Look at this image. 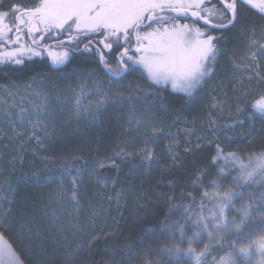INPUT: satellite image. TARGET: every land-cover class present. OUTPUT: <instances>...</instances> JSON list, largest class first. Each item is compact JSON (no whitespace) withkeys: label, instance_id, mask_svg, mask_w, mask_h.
<instances>
[{"label":"trees","instance_id":"trees-1","mask_svg":"<svg viewBox=\"0 0 264 264\" xmlns=\"http://www.w3.org/2000/svg\"><path fill=\"white\" fill-rule=\"evenodd\" d=\"M36 4L37 0H3L0 3V11L7 12L13 5L24 9L33 8ZM218 4L220 3L217 0L209 3ZM238 4L237 19L226 29H206L205 24L189 15L187 17L179 15L176 20L168 21L169 26L187 24L202 31L207 30L209 35L220 37L215 41L220 51L218 59L214 62V75L193 96L174 91L170 84H153L148 79L146 70L139 65L135 66L137 71H129L124 76L137 81V85L157 92L151 104L158 116H161L160 119L166 123L177 121L194 128H205L212 126L216 119L225 116L226 95L229 92L222 97L216 87L222 89L224 84H228L230 58L233 59L240 54L245 36L256 32L264 25V14L258 9L240 1ZM219 6L217 8L224 9L221 4ZM225 16L230 19L229 11ZM12 19L11 16L6 18L5 24H11ZM227 22L228 20L224 19L218 23ZM146 30L149 29H142ZM68 35L67 32L60 33V41H65L61 49L71 48L78 51L72 52L63 64H54L50 56L43 51L36 50L39 55L23 51L13 59L0 62V84L15 80L28 81L39 75L59 78L58 82L63 84V80L67 76L70 77L72 70L76 68L92 69L97 72L96 74L108 77L98 61V52L94 48L89 51L85 47L80 49L81 43L86 39L68 42ZM17 44L20 43L13 47ZM22 44L26 48H32L27 41H22ZM120 44V47L114 45V50L102 49L103 55L113 67L123 49V40ZM129 55L136 53L131 52ZM15 60L21 62L15 63ZM214 103H217L216 107H213ZM221 107L225 112L221 113ZM120 111L121 108L110 104L93 115L97 119L94 127H89L84 132L83 126L78 131H74V126H70L68 130L60 131L57 138L47 140L43 147L31 145L27 151L22 150L18 153L15 146L11 148L9 144L3 143L0 148V195L4 196V200L0 208V230L6 232L9 243L13 245L24 264H146L148 261L152 264H176L174 258L160 252V249L171 247L180 239L179 232L175 233L174 238H170V230L165 227V221L173 227L185 225V233L191 235L194 230L191 222L201 210V201L205 214H208L216 204L215 200L205 198L203 193L208 192L211 195L217 190L224 191L240 186V182H233L230 179L239 171L238 164L236 168L224 167L231 164V161H226L223 157L213 159L217 155V145L224 155L235 153L245 164L250 157L264 153V117L258 113L253 117L245 114L242 124L237 125L241 129H238V133L232 135L230 140L223 141V138H220L222 140H206L188 148L179 146L175 154L178 159L158 155L160 160L158 165L146 162L141 164L136 162L137 159L134 163L127 159L115 160L114 166L106 164L104 168H99L101 161L119 152L115 150L116 147L123 146L130 151L126 147L127 142L122 138L126 130L125 117H122L124 114ZM134 138L138 140V147L147 145L141 144L138 137ZM12 149L15 152H12ZM61 160H75L78 164L75 170L79 169L81 178L87 179L93 174L95 179L107 182L108 187L99 194H104L105 197L113 193L121 197L120 203L104 202L107 209L105 219L96 218L93 221L94 226L90 227L92 232L87 236L83 235L85 230H79L78 227L66 229L65 233L61 234L43 220V209L46 206L44 194H50L55 186L62 183L70 185L71 173L75 171L73 169L67 172L68 168L61 165ZM214 180L225 182L217 189L211 183ZM90 183L91 194H96L94 183ZM262 195L264 181L258 178L257 183L249 185L244 194L235 200L233 208L225 210L227 219L239 220L237 209L241 204L253 202L256 206ZM252 197H255V201L251 200ZM185 206H191L192 211L185 214ZM82 211H85V208ZM186 216H190V219L186 220ZM86 221L87 215L80 219L79 225L85 228ZM148 227H154L155 231L143 236L141 241L142 232ZM162 227L165 228L164 231H161ZM213 235L217 239L211 244L210 254L205 258L204 264H213L214 258L219 260L221 256L226 255L231 251L229 242L236 239L235 234L231 232ZM261 235H264V232L257 231L252 234L251 239L255 240ZM75 239L77 240L73 243ZM209 243V238L205 234L199 243H193L191 246L199 252ZM179 246L187 249L189 245L185 242ZM240 246H247V241L237 244V247ZM258 260L259 256L254 254L251 264H256ZM185 264H193L191 258H188ZM237 264H249V261L241 256L237 258Z\"/></svg>","mask_w":264,"mask_h":264},{"label":"snow or ice","instance_id":"snow-or-ice-1","mask_svg":"<svg viewBox=\"0 0 264 264\" xmlns=\"http://www.w3.org/2000/svg\"><path fill=\"white\" fill-rule=\"evenodd\" d=\"M210 2L211 0H38L33 8L21 9L19 6L13 5L7 12L0 11V38L5 37L13 30L20 32V25H24L29 34L50 32L53 29L57 33L67 32L69 34L68 42L79 41L81 38L87 39L90 35L101 36L103 39L98 40L97 43L110 50H114V45L120 47V41L123 40V50L118 54L114 67L103 53L99 55L100 63L108 76L113 80H119L129 71H137L135 66L139 65L146 70L148 79L153 84H170L174 91L191 97L214 75V62L218 59L220 51L215 41L220 37L209 35L207 30L202 31L200 28L187 24L169 26L168 21L175 17L166 16L164 13L174 12L187 17L190 12L192 17L204 22L206 29H223L234 23L238 11L236 0H231V2L225 0V7L221 11L215 7L211 9L203 7L205 3ZM242 2L253 6L261 14H264V0H242ZM228 11L232 13L230 19L225 16ZM9 16L13 18L12 23L5 24V20ZM224 19L228 20L227 25L213 24L214 20ZM144 28L149 30L142 31ZM16 39L19 41L20 37L17 36ZM64 44L65 41H58L55 47L63 48ZM257 44V41L251 40L249 47L255 50H251L247 58L241 57L240 62L235 66L238 72H248L251 69L254 75L248 74L247 79L255 78L257 83H260L264 82V75H261L262 70L257 63V53L259 52L260 56L264 58V44L259 46ZM87 47L85 45V49ZM76 50L78 49L69 48L60 52L49 51V55L54 64L60 65L67 61L72 52ZM133 50L136 55H129ZM23 51H29L33 55L40 54L34 48L18 49L0 53V62L13 59ZM96 51L99 52V49ZM249 60H251V64H249ZM14 62L20 63L21 61L15 60ZM252 64H255V68H252ZM240 81L242 85L243 77H240ZM233 88H236L235 84ZM217 103H214L213 107H216ZM76 105L79 110V98L76 99ZM250 107L253 112L264 117V91L254 97ZM237 111L240 112L242 109L237 107ZM129 120L130 122L135 120L137 125L141 124V120L134 113H130ZM29 123L32 124L29 138L35 137L43 147L41 138L36 134L43 122L37 120ZM13 130L15 131V128ZM174 134L170 130H166L163 125L159 128H151V138L154 142L166 135ZM16 135L22 136L24 133L16 132ZM176 147L177 143L168 146V152L173 159H178V156L172 155ZM139 154L148 160L149 164L155 162L153 152L147 147L140 150ZM117 155L121 154L117 153ZM221 157L226 161H231V164H226L224 167L236 168L238 164L239 171L230 179L233 182H240V186L224 191L217 190L211 195L208 192L203 193L205 198L215 200L216 204L208 214H205L203 201H201V210L196 219L191 222L194 229L191 235L185 233V225L173 227L165 221V227L170 230V238H174L175 233L179 232L180 239L178 243L174 242L173 246L160 249V252L174 258L176 264H185L188 258H191L193 264H204L205 258L210 254L211 244L215 243L217 239L213 233L219 235L228 232L234 233L236 236V239L229 242L231 251L221 256L219 260L214 258L213 264H237V258L241 256L246 257L251 264L254 254L259 256L256 264H264V235L255 240L251 239L253 233L264 232V195L261 196L256 206L253 202L242 203L237 209L239 220L236 218L229 220L225 214V210L234 207L235 200L244 194L249 185L257 183L258 178L260 181H264V153L250 157L245 164L235 153L224 155L222 149L217 145V155L213 159L218 160ZM109 159L111 160V158ZM112 163L114 166V161ZM98 166L104 168L106 164L101 161ZM221 172L223 174V168ZM224 182V180H214L211 183L219 189ZM72 186L73 190L67 199L79 206V192L75 177H73ZM251 200L255 201V197H252ZM191 211V206H185V214ZM187 219H190V216H186ZM4 223L7 222L4 221ZM164 230L165 228L162 227L161 231ZM153 231H155L154 227H148L142 232L140 240L142 241L143 236ZM205 234H207L210 243L206 244L203 250L197 252L191 245L199 243ZM245 240L247 246L237 247V244H243ZM185 242L189 245L187 249L179 246ZM0 264H23V260L13 245L9 243L6 232L3 230H0ZM146 264H152V262L148 261Z\"/></svg>","mask_w":264,"mask_h":264},{"label":"rangeland","instance_id":"rangeland-1","mask_svg":"<svg viewBox=\"0 0 264 264\" xmlns=\"http://www.w3.org/2000/svg\"><path fill=\"white\" fill-rule=\"evenodd\" d=\"M227 2H230V0H227ZM213 7L205 6L204 8L211 9ZM218 9L221 11V8ZM220 21L214 20L213 23L217 24ZM251 40L257 41V46L264 44V25L256 32L245 36L240 54L233 59L230 58L228 84H224L222 89L216 87L218 94L222 97L226 92H229L226 95L227 107L225 108H227V111L225 116L216 119L211 127L194 128L177 121L166 123L165 120L160 119L161 116H158L154 111V106L151 104L154 96H157V92L137 85V81H133L129 77H123L119 79V82H115L117 80L113 81L110 76L104 77L96 74L95 70L76 68V70H72L70 77L67 76L63 80V84L58 82L59 78L56 79L50 75L35 76L28 81L15 80L0 84V148L3 143L5 145L9 144L11 148L15 146L16 152L18 151L19 153L22 150L27 151L31 148V145L41 146L35 137L29 138L32 129L30 121L36 122L39 120L43 122L36 133L43 144L47 140L57 138L60 131L68 130L67 128L70 126H74V131H78L83 126V131L86 132L87 128H92L97 123V119L93 115L110 104L122 109L120 113L124 114L122 117H125L124 127L126 130V134H123L122 138L127 142L126 147L130 151L123 146L116 147L115 150H118L121 155L118 156L116 153L109 157L111 160L109 158L104 160L103 162L107 165L113 164L112 162L115 160L127 159H131L132 162L137 159L136 162L149 164V161L139 154L140 150L145 149V147L153 152L155 157L153 164L158 165L160 163L158 155L163 154L168 158H172L168 152V146L173 143H177V147L172 154L175 155L179 146L188 148L193 144H201L206 140L215 141L220 138H223V141L230 140L232 135L237 134V130L241 129L237 125L242 124L243 115L248 114L253 117L254 114H257L250 107L251 101L261 91H264V82L257 83L255 78L252 80L247 79L248 74L254 75L251 69L248 72H238L235 66L236 63L240 62L241 57L247 58L249 52L255 50L249 47ZM16 43L20 44H17L10 51L6 50L5 53L18 49H28L20 40L17 41L16 39L14 45ZM50 51L60 52L63 49L52 48ZM251 63V60H249V64ZM257 63L262 70L261 75H264V58L260 56L259 52L257 53ZM252 68H255V64H252ZM240 77H243L242 85ZM234 84L236 85L235 89L233 88ZM225 89L226 91H224ZM77 98L80 100L79 110H77L76 105ZM237 107H240L242 111L238 112ZM220 109L221 113L225 112L223 107ZM130 113H134L141 120L140 125H137L135 120L130 122ZM122 125L123 122H121ZM161 125L175 134L166 135L154 142L150 138L151 128H159ZM14 128L15 131L13 130ZM16 132H23L24 135L17 136ZM134 136L141 140V144L145 143L143 145H147L138 147V140ZM2 140L7 142H2ZM15 150L12 149V152H15ZM60 163L68 168L67 172L77 169L76 166H78L75 160H61ZM73 177L76 178L78 186L79 206L69 202L67 199L73 190ZM101 181L95 179L93 174L87 179L81 178L77 170H75L74 173H71L70 185L66 186L62 183L60 186H55L50 194H44L46 206L43 209V220L61 234H64L66 229L78 227L79 230H85L83 235H89L92 232L90 227L94 226L93 221L96 218L101 220V218L106 216L107 209L104 207V202L111 204L115 202L116 204L120 203L121 200L119 194L111 193L108 194L109 196L105 195V197L104 194H99V192L108 187L107 182L102 181L103 183H100ZM90 182L94 183L96 187L94 193L96 194H91ZM3 200L4 196L0 195V208L3 206ZM83 208H85V211H82ZM86 215L88 221H86V227L83 228L79 225V222ZM76 240H73V243Z\"/></svg>","mask_w":264,"mask_h":264},{"label":"flooded vegetation","instance_id":"flooded-vegetation-1","mask_svg":"<svg viewBox=\"0 0 264 264\" xmlns=\"http://www.w3.org/2000/svg\"><path fill=\"white\" fill-rule=\"evenodd\" d=\"M2 1L0 0V3ZM217 1L223 7L225 6L224 5L225 2H223V0H217ZM238 1L239 0H236L237 7L239 5ZM37 3H38V0H37ZM220 4H218V5H209V3H205V5L203 7H205V6H214V7L217 6V7H220L219 6ZM216 9L218 10V8H216ZM164 15L173 16V17H175V20L177 19L176 17L179 16L176 13H169V12L164 13ZM20 29H21L20 32H17L15 30H13L11 33L6 34L5 37L0 38V52H5L6 50H8V51L12 50V47H13L15 41H16V38H17V36H19L20 37L19 40L21 42L22 41L23 42L27 41L32 46V48H34L37 51L46 52L48 54V56H49L48 52L50 51V49L57 48V47H55V45L57 44L56 42L60 41V39H59L60 33H57L56 30H54V29L51 30L50 32H33L31 34L28 33V31H27V29L25 28L24 25H20ZM51 38H52V40H49ZM46 39H48V40H46ZM102 39L103 38L101 36L99 37L97 35H90V36H88L86 41H83L81 43V45H80L81 48L80 49H83L85 47V45H87L88 46L87 49H86L87 51L91 50L92 48H94V50L99 49L98 54L100 55V51H102L103 45L100 44V43H97V41L98 40H102ZM33 41H36V43H33ZM133 45H134V41H133ZM66 48H68V47H66ZM57 49H61V48H57ZM76 51H78V50H76ZM50 58L52 60V57H50ZM98 61H100V59Z\"/></svg>","mask_w":264,"mask_h":264},{"label":"water","instance_id":"water-1","mask_svg":"<svg viewBox=\"0 0 264 264\" xmlns=\"http://www.w3.org/2000/svg\"><path fill=\"white\" fill-rule=\"evenodd\" d=\"M240 2H242V0H239ZM230 2H231V0H230ZM243 3V2H242ZM243 4H245V3H243ZM224 5H225V3H224ZM245 5H247V6H250V7H253V6H251V5H248V4H245ZM254 8V7H253ZM194 10V9H193ZM166 13V12H165ZM170 13V12H169ZM171 13H174V12H171ZM189 16H191V13L189 12V14H188ZM229 15H230V18H231V16H232V13L229 11ZM193 18H195V17H193ZM195 19H198V18H195ZM236 19H237V16H236ZM199 20V19H198ZM199 21H201V20H199ZM236 21V20H235ZM235 21H234V23H235ZM203 24H204V22L203 21H201ZM233 23V24H234ZM214 24V23H213ZM228 24V22L227 23H225V25H227ZM233 24H231V25H228L227 27H225V28H223V29H226V28H228V27H230V26H232ZM122 51V50H121ZM131 52H134V50L133 51H131ZM101 53H103L102 51H101Z\"/></svg>","mask_w":264,"mask_h":264},{"label":"bare ground","instance_id":"bare-ground-1","mask_svg":"<svg viewBox=\"0 0 264 264\" xmlns=\"http://www.w3.org/2000/svg\"><path fill=\"white\" fill-rule=\"evenodd\" d=\"M8 129V128H7Z\"/></svg>","mask_w":264,"mask_h":264}]
</instances>
